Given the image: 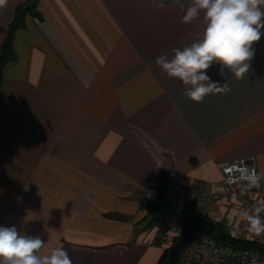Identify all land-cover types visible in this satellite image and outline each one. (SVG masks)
<instances>
[{"label": "crops", "instance_id": "crops-1", "mask_svg": "<svg viewBox=\"0 0 264 264\" xmlns=\"http://www.w3.org/2000/svg\"><path fill=\"white\" fill-rule=\"evenodd\" d=\"M26 1L0 5V47ZM164 4L40 0L41 17L14 36L16 57L0 77V226L41 237V256L63 248L72 264H159L182 226L171 216L175 230L162 236V219L144 206L164 175L172 200L179 184L190 191L181 210L243 225L219 166L256 157L259 186L238 190L264 198V29L249 74L213 64L206 74L230 91L197 103L156 58L200 38L204 14L185 24L193 0Z\"/></svg>", "mask_w": 264, "mask_h": 264}, {"label": "clouds", "instance_id": "clouds-1", "mask_svg": "<svg viewBox=\"0 0 264 264\" xmlns=\"http://www.w3.org/2000/svg\"><path fill=\"white\" fill-rule=\"evenodd\" d=\"M6 0H0L3 5ZM157 9L165 7L164 0H151ZM203 12L202 36L182 49H173L168 58L160 55L156 64L169 78L179 79L186 86L185 95L194 102H203L210 94L230 91L227 81L221 86L206 74L213 64L229 69L236 79L249 74L254 57L253 44L261 39L264 29V0H193L182 16V23L191 24ZM221 75L223 71L221 70ZM261 177L255 171L248 177L250 186H259ZM264 204L240 215L248 222V230L264 234ZM44 241L29 236L16 226H0V264H72L63 248H54L49 254L39 255Z\"/></svg>", "mask_w": 264, "mask_h": 264}, {"label": "built area", "instance_id": "built-area-1", "mask_svg": "<svg viewBox=\"0 0 264 264\" xmlns=\"http://www.w3.org/2000/svg\"><path fill=\"white\" fill-rule=\"evenodd\" d=\"M219 167L222 173V191L224 196L230 198L233 193H237L245 210H252L257 206L264 204V198H262L261 201L256 202L250 197H244L238 190L240 184H245L248 188H251L248 182V177L253 173V170L258 176H260L258 173L256 157L236 159L222 163ZM178 187L173 202L175 201L178 203L190 200L191 195L188 188L181 184H179ZM221 196L222 195L218 193L202 195L199 198V205L202 207L208 202L218 200ZM260 215L261 218L264 219V212ZM164 219V223H161V227H170V218L165 216ZM225 225L235 238L256 240L264 246V234L257 236L250 232L248 230L249 225L247 221L243 225L228 221ZM198 236L199 239L194 242L192 241V243L185 249L181 264H264V250H245L235 252L224 242H217L203 233H199Z\"/></svg>", "mask_w": 264, "mask_h": 264}, {"label": "trees", "instance_id": "trees-1", "mask_svg": "<svg viewBox=\"0 0 264 264\" xmlns=\"http://www.w3.org/2000/svg\"><path fill=\"white\" fill-rule=\"evenodd\" d=\"M40 0H27L26 2L20 4L15 13V17L10 24L8 30L6 31L5 39L0 47V77L3 75L4 70L8 63L13 61L16 57L14 52L13 42L15 39L16 32L23 28L26 24V19L30 17H38L41 15L38 11ZM167 177L164 175L161 180L160 186L157 188L158 197L154 203H144V206L149 210L150 214L156 215L154 220H160L158 215L162 216H178L183 219L186 216H197V213L194 212L193 206L188 205L185 209L181 210L179 207L175 206L173 200L169 197V183ZM211 235H206L210 239H213L217 242H224L229 245L235 252L240 251H249V250H264V246L256 241L251 239H239L235 238L231 232L227 229L224 223H216V228ZM178 235L174 237L172 245L177 241ZM169 246L164 249L159 264H168V255L170 248ZM184 250L179 255V259L176 264H181L182 254Z\"/></svg>", "mask_w": 264, "mask_h": 264}, {"label": "water", "instance_id": "water-1", "mask_svg": "<svg viewBox=\"0 0 264 264\" xmlns=\"http://www.w3.org/2000/svg\"><path fill=\"white\" fill-rule=\"evenodd\" d=\"M214 228H216V223L210 219L198 216L183 217L180 235L169 251L168 264L177 263L181 252L192 243L198 232L211 235Z\"/></svg>", "mask_w": 264, "mask_h": 264}, {"label": "rangeland", "instance_id": "rangeland-1", "mask_svg": "<svg viewBox=\"0 0 264 264\" xmlns=\"http://www.w3.org/2000/svg\"><path fill=\"white\" fill-rule=\"evenodd\" d=\"M174 196H175V194H174ZM174 199V198H173ZM175 202V201H174ZM179 203V202H178ZM177 202H175L174 204H175V206H177V204H178ZM178 207V206H177ZM159 216V218H161L162 219V221H161V223H164V221L163 220H165L164 218H165V216H163V218L161 217L162 215H158ZM168 218H171V216L170 215H168ZM170 221H171V219H170ZM180 221H181V223H182V219H180ZM225 224V223H224ZM171 225V224H170ZM180 226V225H179ZM177 227V230L176 231H178L177 233V235L179 236L180 235V232H181V229H182V226L181 227ZM168 229H170V230H175V227H159V232L162 234V236H164V234L167 236V234H166V232H167V230ZM199 233H201V232H198L196 235H195V237H194V239H193V242L194 241H196L197 239H199ZM159 235V234H158ZM159 238H161V237H159L158 236V238H157V241L158 242H160V240H159ZM164 239V238H163ZM173 242V241H172ZM161 243V242H160ZM169 246H173L172 245V243H170V245ZM184 251H185V249H184ZM184 253V252H183ZM182 256H183V254H182ZM181 262H182V260H181Z\"/></svg>", "mask_w": 264, "mask_h": 264}]
</instances>
